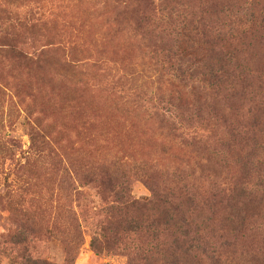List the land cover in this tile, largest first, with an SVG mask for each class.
Here are the masks:
<instances>
[{
  "label": "rangeland",
  "instance_id": "1",
  "mask_svg": "<svg viewBox=\"0 0 264 264\" xmlns=\"http://www.w3.org/2000/svg\"><path fill=\"white\" fill-rule=\"evenodd\" d=\"M263 7L0 0V264H264V199L240 192L264 193V134L250 129L264 122ZM223 57L216 88L201 74ZM31 129L56 155L30 169ZM30 177L34 201L15 205ZM124 186L139 205H117Z\"/></svg>",
  "mask_w": 264,
  "mask_h": 264
},
{
  "label": "trees",
  "instance_id": "2",
  "mask_svg": "<svg viewBox=\"0 0 264 264\" xmlns=\"http://www.w3.org/2000/svg\"><path fill=\"white\" fill-rule=\"evenodd\" d=\"M258 11L260 13L264 14V7L261 10H258ZM250 16H253V13L250 12ZM182 31L184 32L183 36H188L189 35V38H190V35L192 33L193 34H198L199 27L194 25L191 22L189 24H185L183 29H182ZM186 31H189V32H186ZM234 31H236L235 26L230 24L228 26V28H226V33L225 34L232 35ZM11 51H15V49L11 48ZM15 54H17V56H19V57L25 58L24 56H22V54L20 52H17ZM230 61H231L230 57H225V58L223 57V59L221 58L215 64H212V65L211 64H207V67L206 66L204 67V69L207 72L205 74H201V75H203V77H205L204 81L207 79L206 81L211 82V85H213L216 88H219V86H221V84L224 82L223 81L224 78L226 79V81H228L227 79H229V77H231V75H229V68L231 66H233V64ZM177 71L180 73V76L184 75V73H185V74H187L186 76L190 77L191 75H189V73H191V72L193 73L192 68H189L187 70H182L181 71V69L179 67L177 69ZM232 93H233V97H234V95L237 96L239 94V92L235 91V89L232 90ZM2 95H4V94L0 93V96H2ZM261 115L264 116V111L261 112ZM257 123H259L258 118L256 116H253V118L251 119V122H250V126H251L250 129L252 131H256V134H262L263 135L264 134V122L261 125V127H258ZM30 131H31L30 134H29L30 144H29V148H28L29 151H27L28 167L30 169L33 167V163L31 164L29 162V160L31 158H33L34 162H36L37 160L42 159V156H40V155H41V153L45 152L46 149H47L48 157H50L52 162H53L54 159H52V156H55L56 154L54 153V151L49 149V144L45 141L44 136L40 135L38 133V131H36L34 129H31ZM253 135L255 136L254 139H257L256 135L255 134H253ZM254 146H257V144L255 143ZM59 165H60V160L55 162V170L57 169V166H59ZM255 165H257L256 172L258 173L259 172L258 162H256L254 160V155H253V158L251 160L252 168L255 169ZM243 166L246 167V163H244ZM91 171H92V169L90 168V170L88 171L87 177L85 176L84 179H87L88 177H92L93 176L94 172H91ZM245 172H248V170H246ZM64 176L66 177V175H64ZM100 177L101 176H97V177L91 178L89 180V183H94ZM16 180L17 181L14 182V184L12 186V191L10 192L11 195H12V198H13V200L15 202V205H19L18 204L19 202L24 203V199H28V198L31 201H34L33 197H32V196H34V192H32V188H33L32 182L34 181L33 178L30 177L29 180L26 181V182L19 180V178L18 179L16 178ZM20 182L24 183L25 187H22L20 185ZM263 184H264V182L262 181V179L260 177H258L256 183L253 185V189H255L257 187V188L261 189L262 191H264ZM104 185L108 186L107 188H110L111 186H113V182H112L111 177H109L108 179L106 178L105 180L101 181V186H104ZM126 191H128V189L125 186L122 187L121 189H119L116 192L113 191L114 194H115V197H116V202L118 203L117 205L120 204L122 206V208L125 207V206L128 207L129 205L130 206L139 205V202L133 201V200H129L128 198H125L126 197ZM240 192L242 193V196H243L244 199L245 198L248 199V203H252V202L256 201L257 199H264V193L262 195L258 196V197L257 196L251 197V196L254 195L255 190H251V191L248 192L246 187H241L240 188ZM119 193L122 194V195L120 196ZM156 201H158V199L155 198V196L152 195L149 200L143 201L144 203H142L140 206L146 207V206H149L151 204H155ZM118 208H119V206L118 207L112 206L109 209L118 210ZM18 213L22 217H27L28 219H30L29 218L30 217L29 214L27 213V215H26V211L23 208H21L20 206H19V209H18ZM166 223L167 222H165V224ZM194 241L195 240H193V242ZM91 247L96 253H100L101 250L96 245V239H93L91 241ZM199 247H200L199 246V240H197V247L196 248L199 249ZM193 249H194V247L191 246L190 250H193ZM28 263L29 264H39L40 262L37 263L35 260L29 259Z\"/></svg>",
  "mask_w": 264,
  "mask_h": 264
}]
</instances>
